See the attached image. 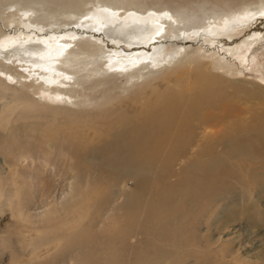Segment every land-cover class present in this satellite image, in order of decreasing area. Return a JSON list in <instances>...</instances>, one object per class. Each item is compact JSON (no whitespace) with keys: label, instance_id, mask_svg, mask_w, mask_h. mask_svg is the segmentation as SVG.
Returning <instances> with one entry per match:
<instances>
[{"label":"rangeland","instance_id":"obj_1","mask_svg":"<svg viewBox=\"0 0 264 264\" xmlns=\"http://www.w3.org/2000/svg\"><path fill=\"white\" fill-rule=\"evenodd\" d=\"M240 17L236 15L237 24L225 31L222 27L215 33L203 29L195 35L174 34L136 49L108 39L101 30L80 26L75 18L57 30L22 23L5 26L0 21V43L25 35L73 34L102 40L109 49L128 54H156L165 61L161 69L195 49L200 64L209 67L212 85L198 86L199 70L177 80L173 73L172 85L187 92L182 101L170 98L175 86L166 85L153 94L150 109L128 118L132 127H122L129 122L115 116L118 124L92 129L84 123L92 119L84 116L92 106L65 107L55 91L37 101L32 92L38 90L23 89L0 76L5 82L0 83V264L262 263L264 12L252 21ZM130 86L115 91V99L129 109L143 108L119 95ZM193 91L198 96L195 104ZM25 93L37 102H23L18 108ZM168 94L167 107L160 110L159 101ZM148 151L149 161L140 158ZM18 154L23 157L14 166ZM38 155L51 162L44 171L33 162ZM21 170L26 178L18 180ZM69 182L78 193L68 195ZM62 190L72 203L83 195L74 208L78 210L64 221L71 208L52 202V197L62 200Z\"/></svg>","mask_w":264,"mask_h":264},{"label":"bare ground","instance_id":"obj_2","mask_svg":"<svg viewBox=\"0 0 264 264\" xmlns=\"http://www.w3.org/2000/svg\"><path fill=\"white\" fill-rule=\"evenodd\" d=\"M258 1L0 0V21L5 26H19L22 23L27 28L37 26L38 30L49 28L57 30L58 26L70 25L75 18L76 21H83L78 22L80 26L89 27L92 30H101L108 39L127 45L131 49H136L146 47L154 41L172 37L174 34L185 36L190 33L193 34L194 31H203V29L215 33L218 28L222 27L223 31L228 30L237 24L234 20L236 15L239 18H241L240 15L243 16L246 21H252L255 16L264 12V3H260V1V4H257ZM241 9L242 11L239 12ZM231 14L234 16L233 18ZM228 15H231L230 19L234 20L235 23L233 21L228 24L224 23L230 21L227 18ZM240 20L238 22H241ZM241 23L243 24V22ZM215 26L219 27L216 28ZM65 35L56 36L53 34L46 38L38 37V35H25L20 40H14V38L2 40L0 43V76L4 77L5 81L19 84L23 89L28 90L33 87L38 90L39 93L32 92L39 97H36L38 98L37 101H43L44 94L47 95L48 92L55 91L64 101L65 107H76L75 105L77 107L79 105L92 106L93 109L91 107V110L86 111L84 115L92 118L84 121L86 128L105 129L108 126L118 124L114 120L115 116H119L121 122H124V120L129 122V124L122 125V127L129 125L132 127V122L128 118L131 115L134 116L135 113L140 115L145 107L150 109L153 105V94L156 91L163 90L166 85H169L170 89L175 86L170 98L178 97L182 101L187 92L181 90L183 86L172 85L173 73L177 76V80L188 76L193 77L198 74L196 71L199 70L202 78L198 86H206L205 89L210 87L207 78L209 67L206 68L205 65L200 64L202 58L195 49L183 53L184 55L179 58L176 57L177 60L173 64L170 63L172 65L170 68L164 64L161 69L158 66H161L162 62L165 61L162 59L161 62L155 58L156 54L149 55L146 53L141 56L138 52L128 54L124 50L109 49L108 46L102 43V40L96 38L80 39L73 34ZM204 35L207 34L204 33ZM159 47L161 48V45ZM160 51L157 52V55H160ZM180 51H183V47H180ZM5 63L7 65H4ZM170 71H172L171 75L167 74ZM165 75L166 78H164ZM99 76L100 78H98ZM91 78L93 79L91 80ZM162 78L166 80H161ZM4 80L0 78V83H5ZM128 85L131 86L125 91L119 92V95L126 97V100H133L137 104H142L143 108L129 109L128 104L120 102L119 98L115 99L113 93L126 88ZM79 87L80 90H77ZM210 88H212V85ZM176 89H178L177 92ZM194 92L191 94L193 98L191 104H195L198 99ZM78 97L81 100L75 101L77 103L75 104L74 99ZM168 99L169 94L164 98L161 97L158 104L160 110L167 107ZM37 101L34 98L31 101V98L29 99L28 94H26L16 103V106L20 108L23 106V102L33 104ZM117 103H121L123 107H121V104L116 105ZM41 104L43 105V102ZM65 107L62 108L69 110ZM5 108L7 109L6 106ZM71 110L73 111V109ZM138 110H141V112ZM8 111L10 112V110ZM14 111L12 110V112ZM106 113H108L107 118L100 121L99 118L105 117ZM8 118H11L10 115ZM6 120L7 123L10 122L8 119ZM6 128L9 131L12 130V126ZM227 155L229 153L220 157L224 158ZM133 156L128 158L129 163L134 160ZM139 156L149 161V151L140 153ZM19 157H23V155L18 154L16 156L15 161H13L14 166L17 160L19 162ZM33 162L39 163L42 166L39 167V170L43 171L42 168L51 165V162L41 155L34 156ZM32 165L31 167H33ZM31 167H27L26 170L30 172ZM25 178V172L18 171L17 179L22 180ZM67 185L68 195L73 191L79 192V188L75 187L73 183L69 182ZM61 194H64V190ZM64 195L62 200L59 201L52 197L54 204H65L71 208L67 215H64L63 221L69 219L70 215L78 210H74V208H76L78 200L83 197L80 194L77 201L72 203V197ZM84 204H87L86 201H84ZM1 206L3 207L4 204H1ZM58 210H61V208ZM19 213L25 217L22 210ZM43 221L46 224L50 222L47 212L43 216ZM31 225L35 226V222H32ZM261 262V264H264V254L261 256Z\"/></svg>","mask_w":264,"mask_h":264}]
</instances>
